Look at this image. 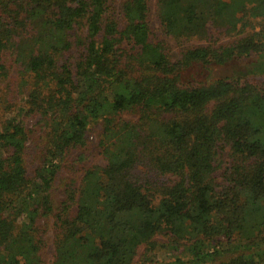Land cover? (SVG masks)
I'll use <instances>...</instances> for the list:
<instances>
[{
    "label": "trees",
    "instance_id": "obj_1",
    "mask_svg": "<svg viewBox=\"0 0 264 264\" xmlns=\"http://www.w3.org/2000/svg\"><path fill=\"white\" fill-rule=\"evenodd\" d=\"M191 39L205 43L173 58L169 40ZM258 78L264 0H0V264H43L50 219V264H166L160 234L183 248L169 264H264ZM28 120L43 130L31 173Z\"/></svg>",
    "mask_w": 264,
    "mask_h": 264
},
{
    "label": "rangeland",
    "instance_id": "obj_2",
    "mask_svg": "<svg viewBox=\"0 0 264 264\" xmlns=\"http://www.w3.org/2000/svg\"><path fill=\"white\" fill-rule=\"evenodd\" d=\"M156 18H153V27L158 26V22L155 20ZM157 35L160 33V31L156 30ZM220 34H218L219 36ZM217 36V35H216ZM223 41H227L229 39L228 36L222 35L220 37ZM169 45L171 46L172 50V56L173 58H178L179 57V49L182 46H191V45H199L202 43H205V41L198 40V39H191L190 41H183V42H177L174 40H169ZM182 43V44H181ZM249 59H240L239 61H236L235 65H227V66H218V65H212L207 69H203L202 67H191L187 71H185V79L187 80H192V81H212L217 78H222L228 75L233 74L234 70L237 71H244L247 64H248ZM15 77H17V73L14 74ZM261 84L264 85V79L263 78H258ZM17 82H14L13 85L15 86ZM17 99V100H16ZM13 100V102H17L15 108L13 109L14 111H18L20 109L19 106H24V95L23 94H18L17 98ZM0 109L2 112H5V106H1ZM12 110V111H13ZM7 113V112H6ZM5 113V115H6ZM16 113V112H13ZM11 114V113H7ZM26 125L29 129V142H28V147L26 150V161H27V166L29 169V172L31 173L40 163L39 161V156L41 155V147H42V136H43V130L41 128V124L37 120H28L26 122ZM98 129V127L96 128ZM92 134V139H97V133L96 131H91ZM99 163V164H104L105 161L103 157L100 155H92L91 160L87 161L86 163L88 165H91L93 163ZM72 161L68 160L65 162H62V169L59 174V178L56 181L55 184V199L56 201L61 199L63 197V191H64V186L66 182L68 181V178L74 174L75 167L72 166ZM77 166H82V164L75 165ZM45 223V224H44ZM43 234L46 239V246L42 250V259H43V264H50L55 255V247H54V229L52 226V219L48 220L47 222H43ZM155 240L158 242V247L157 249L152 253L154 255L155 260H157L158 263H170L175 259L176 256H181L185 257L183 254V248L180 249H174L172 242L169 240V237L166 235L160 234L155 237ZM145 251V247L142 246L139 250V255L141 256L143 252Z\"/></svg>",
    "mask_w": 264,
    "mask_h": 264
}]
</instances>
